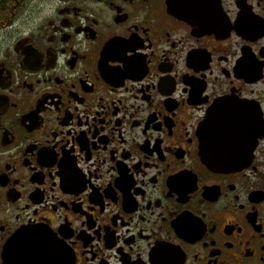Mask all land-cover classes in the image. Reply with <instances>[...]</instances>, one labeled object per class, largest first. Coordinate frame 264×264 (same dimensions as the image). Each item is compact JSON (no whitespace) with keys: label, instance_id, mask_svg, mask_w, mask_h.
<instances>
[{"label":"flooded vegetation","instance_id":"obj_1","mask_svg":"<svg viewBox=\"0 0 264 264\" xmlns=\"http://www.w3.org/2000/svg\"><path fill=\"white\" fill-rule=\"evenodd\" d=\"M11 242L12 264H264V0H0V264Z\"/></svg>","mask_w":264,"mask_h":264},{"label":"water","instance_id":"obj_2","mask_svg":"<svg viewBox=\"0 0 264 264\" xmlns=\"http://www.w3.org/2000/svg\"><path fill=\"white\" fill-rule=\"evenodd\" d=\"M218 110H216L212 115L207 118L203 126V133L205 135V141L203 143V152L208 153V158H216V159H226L230 154L233 153V148L231 146L225 145L224 138L227 137L226 128L229 126L226 123L229 119L223 118L217 115ZM219 114V113H218ZM238 148H235L237 151ZM231 164L227 162L215 163L213 168L222 169L230 167ZM37 236V231H30L27 233L28 238H34ZM19 237H22L21 235ZM13 247V243L11 242L5 253V262L6 264H12L11 262V250Z\"/></svg>","mask_w":264,"mask_h":264}]
</instances>
